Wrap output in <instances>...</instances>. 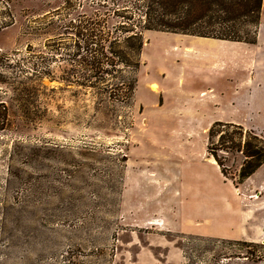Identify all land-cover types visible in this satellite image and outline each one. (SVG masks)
I'll list each match as a JSON object with an SVG mask.
<instances>
[{"label":"rangeland","instance_id":"1","mask_svg":"<svg viewBox=\"0 0 264 264\" xmlns=\"http://www.w3.org/2000/svg\"><path fill=\"white\" fill-rule=\"evenodd\" d=\"M129 1L0 0V264H264V211L236 197H264L238 185L237 150L264 124L210 137L206 124L232 110L242 63L255 54L264 68V0L255 43L144 30L131 64L95 65L96 16L114 32ZM175 151L216 154L211 180H230L234 205L219 231L211 205L209 236L194 232ZM236 222L248 235L231 239Z\"/></svg>","mask_w":264,"mask_h":264},{"label":"trees","instance_id":"2","mask_svg":"<svg viewBox=\"0 0 264 264\" xmlns=\"http://www.w3.org/2000/svg\"><path fill=\"white\" fill-rule=\"evenodd\" d=\"M117 0V3H119ZM121 4V3H120ZM263 0H132L125 3L121 9L116 8V16L122 21L115 26L114 32L105 31L109 14L96 16L93 23L94 29L91 42L94 44L93 51L96 54L94 64L106 59L113 65L128 66L132 58L137 59L143 46L142 32L158 31L172 34L188 35L199 38H212L230 42L255 43L252 38V28L260 24V14ZM98 15V14H97ZM139 29V31H137ZM119 32L125 33L123 40L114 36ZM254 39V38H253ZM109 53L105 54L106 43ZM232 125L215 122L210 129L209 137L216 131V126ZM240 134L243 127L235 125ZM2 129V128H0ZM220 140L222 132H218ZM258 144L264 145V140L259 139L251 131ZM248 140H240L237 146L238 152L243 153L245 165L239 172V183L253 174L259 167L264 165V148L249 143ZM243 142V143H242ZM217 164L216 154L210 153ZM222 173L224 171L222 170Z\"/></svg>","mask_w":264,"mask_h":264},{"label":"crops","instance_id":"3","mask_svg":"<svg viewBox=\"0 0 264 264\" xmlns=\"http://www.w3.org/2000/svg\"><path fill=\"white\" fill-rule=\"evenodd\" d=\"M258 45L259 43L257 46ZM237 72L242 75H240V78L233 87L232 92L235 104L232 106V110L230 113H227L228 111L226 109H224V111L219 110V114H221L220 118H218L217 121L208 120L206 124L223 122L235 125H248L251 127L256 123L264 124V68L259 67L255 54H252L249 61L242 63V68L237 70ZM208 91L212 93L215 90L210 86ZM225 94L226 89H223L219 97L221 98L225 96ZM220 107L221 105L219 108ZM194 156L198 157V153L195 154L192 151H175L173 154V158L177 163V169L180 172V197L184 199V202L192 205L191 214L195 218L200 219V222L197 224L195 223L197 221L193 222L194 232L201 236H209L212 232L210 228L211 205H218L221 208V210H218L219 215H214L217 220H213L216 226L213 228V231H219L217 227L222 221L220 212L222 210H230L229 204L233 203V199L231 200V197H228L231 191L229 188L230 180L226 183H219L211 180V168L214 169L215 174H222L218 164L216 162L213 164L210 158L205 161L204 159L195 158ZM231 185L234 190L235 188L232 182ZM238 185L243 188V192L247 190L251 191L256 185H260L264 188V165L259 167L253 174ZM253 193H256V191L254 190ZM233 195L234 193H232V196ZM245 195L236 196L239 201L238 203L241 204L239 205L240 208L245 204H250L252 205L251 210L257 213L259 211H264V197L262 199L260 196L259 198H249ZM195 204L198 205L197 208H195ZM232 209L233 206L231 210ZM237 224L238 222L230 224L235 227V229H232L231 235H229L231 239H237L239 236L248 235L247 231L245 233L241 232V230L239 231ZM257 234L258 231L255 230V235Z\"/></svg>","mask_w":264,"mask_h":264},{"label":"bare ground","instance_id":"4","mask_svg":"<svg viewBox=\"0 0 264 264\" xmlns=\"http://www.w3.org/2000/svg\"><path fill=\"white\" fill-rule=\"evenodd\" d=\"M155 88V87H154ZM157 88H155V90H156Z\"/></svg>","mask_w":264,"mask_h":264}]
</instances>
